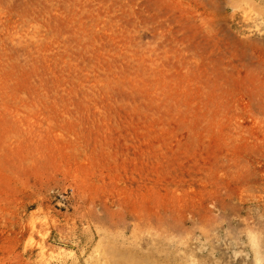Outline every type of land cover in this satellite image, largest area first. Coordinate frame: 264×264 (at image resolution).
Here are the masks:
<instances>
[{
    "label": "rangeland",
    "instance_id": "1",
    "mask_svg": "<svg viewBox=\"0 0 264 264\" xmlns=\"http://www.w3.org/2000/svg\"><path fill=\"white\" fill-rule=\"evenodd\" d=\"M0 264H264V0H0Z\"/></svg>",
    "mask_w": 264,
    "mask_h": 264
}]
</instances>
